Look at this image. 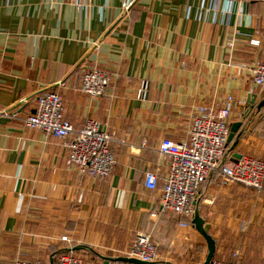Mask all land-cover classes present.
<instances>
[{"label":"crops","instance_id":"obj_1","mask_svg":"<svg viewBox=\"0 0 264 264\" xmlns=\"http://www.w3.org/2000/svg\"><path fill=\"white\" fill-rule=\"evenodd\" d=\"M256 62L264 64L260 2L0 0V264H53L59 250L83 264H115L139 233L156 243L160 263L202 264L207 246L192 220L150 217L169 166L158 147L187 140L194 110L231 96L229 125L240 123L241 135L225 160L264 161V105L256 108L264 88L249 72ZM93 67L111 79L100 97L79 89ZM42 92L60 96L74 130L87 119L105 127L115 158L106 178L81 176L66 163L65 140L23 126ZM148 171L155 190L144 186ZM194 208L214 260L264 264V180L257 191L214 172Z\"/></svg>","mask_w":264,"mask_h":264},{"label":"built area","instance_id":"obj_2","mask_svg":"<svg viewBox=\"0 0 264 264\" xmlns=\"http://www.w3.org/2000/svg\"><path fill=\"white\" fill-rule=\"evenodd\" d=\"M78 1V0H76ZM245 3L264 0H241ZM129 5L122 6L121 15L126 16ZM256 45L257 41H251ZM250 78L256 87L264 88V64L254 63L250 70ZM110 77L104 70L93 67L85 71L80 78L81 93L90 97H100L110 84ZM146 83H142L138 97H144ZM232 109V97L228 96L220 107H197L190 117L188 138L185 141L173 142L162 139L158 153L168 160V172L155 203L157 209L150 211L151 218L164 213L192 220L194 201L201 187L214 172L222 177L224 184H239L244 187L261 190L264 180V161L248 156H241L234 161L233 157L225 160L227 138L229 135V119ZM5 115V111H1ZM23 126L41 131L46 136L65 140L68 149L67 165L73 167L78 174L91 179L106 178L115 165V158L109 149L112 141L105 127L94 119H87L82 128L74 130L63 117L62 101L58 94L42 92L37 95L34 111L21 119ZM156 176L148 171L144 175V186L155 190ZM182 227H188L186 222ZM66 241V237H62ZM126 258L136 259L144 264H168L158 260V249L150 235L139 233L135 236L130 248L125 252ZM238 256V254H236ZM14 264H41L37 261L16 259ZM53 264H83L72 251L59 253ZM115 264H131L116 262ZM209 264H238L237 260L228 262L212 259Z\"/></svg>","mask_w":264,"mask_h":264},{"label":"water","instance_id":"obj_3","mask_svg":"<svg viewBox=\"0 0 264 264\" xmlns=\"http://www.w3.org/2000/svg\"><path fill=\"white\" fill-rule=\"evenodd\" d=\"M247 105L249 106H254L256 105V96L255 95H252V97L248 98L247 100ZM264 105V101H261L260 103L257 104L256 108L257 110H259L262 106ZM247 113V112H246ZM241 124L240 123H232L230 125V128H229V135H228V138H227V147L229 144H231L230 146V150H232L236 144V142L238 141L241 133L239 132V128H240ZM232 157L234 159V161L238 160L241 155H238V154H234L232 155ZM192 226L195 228V230L203 237V239L205 240L206 242V246H207V255L205 257V260L202 264H209L211 262V260L213 259L214 257V253H215V243H214V240L210 237V235H208L206 233V231L203 229V221L202 219L200 218L199 214H198V211L195 209L194 211V216H193V219H192ZM116 262H127V263H131V264H144L136 259H130V258H119L116 260Z\"/></svg>","mask_w":264,"mask_h":264},{"label":"trees","instance_id":"obj_4","mask_svg":"<svg viewBox=\"0 0 264 264\" xmlns=\"http://www.w3.org/2000/svg\"><path fill=\"white\" fill-rule=\"evenodd\" d=\"M239 185V184H238ZM63 252H68V251H65V250H59L58 252L55 253V255L59 254V253H63ZM72 254H74V252H72Z\"/></svg>","mask_w":264,"mask_h":264}]
</instances>
